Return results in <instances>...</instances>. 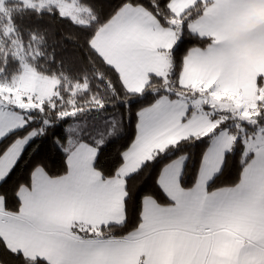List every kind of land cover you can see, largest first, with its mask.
I'll use <instances>...</instances> for the list:
<instances>
[{"label": "snow or ice", "instance_id": "1", "mask_svg": "<svg viewBox=\"0 0 264 264\" xmlns=\"http://www.w3.org/2000/svg\"><path fill=\"white\" fill-rule=\"evenodd\" d=\"M25 2L37 13L58 11L78 26H94L88 45L115 73L110 91L117 94L118 83L126 103L149 92L155 99L137 112L136 137L110 174L97 166L104 139L93 145L69 136L56 141L66 157L62 174L52 175L38 160L11 195L0 191V244L22 264H264V70L245 71L250 58L264 57V16L256 15L264 0H122L103 21L80 0ZM186 36L204 46L191 45L178 61ZM9 44L23 74L0 85V185L6 188L52 126L49 112L64 119L85 111L17 94L38 69L24 62L22 42ZM0 52L6 61L8 52ZM33 111L42 114L38 127ZM205 138L210 142L191 186L188 154L155 176L163 199L130 185V177L170 148ZM238 147V181L216 186ZM232 224L241 227L231 257L222 258L217 241Z\"/></svg>", "mask_w": 264, "mask_h": 264}, {"label": "trees", "instance_id": "2", "mask_svg": "<svg viewBox=\"0 0 264 264\" xmlns=\"http://www.w3.org/2000/svg\"><path fill=\"white\" fill-rule=\"evenodd\" d=\"M1 1L0 49L6 50L8 55L5 61L0 52V81H11L22 71L18 57L12 54L13 46L9 44V40L16 39L26 46L21 53L24 56V62L38 69L39 74L55 77L60 81L54 97L59 109L71 112L73 108H84L85 111L78 113L75 117L70 116L64 119H57L49 112L48 116L52 117L53 121L52 126L47 128L44 136L38 138V144L33 145V150L29 152L24 163L18 165L19 172L12 184L7 188L0 185V191H9L11 195L15 183L21 180L26 181L28 172L38 160L46 163L52 175L62 174L66 170L64 163L66 157L56 141L59 139L66 142L69 136L76 138L79 135L81 140L93 145L98 140L104 139L105 143L100 149L97 166L110 174L122 163L120 154L136 137L137 112L152 103L155 97L149 92L126 103L122 99L123 90L118 83L117 94L114 95L110 91L107 81L116 83L115 73L88 45V41L94 35V26L92 28L78 26L69 18L61 17L58 11L45 10L37 13L22 0ZM139 2L149 4V0H139ZM80 3L92 8L103 21L122 3V0H80ZM161 3H167V0H161ZM9 29L14 31L10 32ZM33 35L36 37L35 40L31 39ZM5 36L7 39L4 38ZM196 43L204 46L203 42L186 36L177 53L178 61L187 48ZM60 97H63L62 101L59 100ZM97 100L105 102L103 109L96 108ZM88 108L91 109L87 110ZM31 116L35 119L33 126L38 127L42 124L41 113L34 111ZM72 127L73 129L69 132ZM226 127L221 125V128ZM110 130H113V134L109 136ZM209 142L210 138L195 142H181L175 148H170L154 163L146 165L139 173L130 177V185H135L137 190L144 189L152 192L163 199L155 186V176L165 163L182 154H188L185 183L191 186L194 182L197 161ZM3 147L4 144L1 142L0 148ZM240 155L238 147L235 154L229 156V162L223 174L215 181L216 186L230 185L238 181L241 170ZM0 261L3 264H22V258L12 255L2 244H0Z\"/></svg>", "mask_w": 264, "mask_h": 264}, {"label": "rangeland", "instance_id": "3", "mask_svg": "<svg viewBox=\"0 0 264 264\" xmlns=\"http://www.w3.org/2000/svg\"><path fill=\"white\" fill-rule=\"evenodd\" d=\"M22 1L25 2V0H22ZM29 2H31V0H29ZM25 4L28 6L26 2ZM1 5H2V1L0 2V6ZM22 74L23 73L21 71V73L11 81H0V85H10L11 86L13 85L14 81ZM59 83L60 81L55 77L44 76L42 74L37 73L35 76H33L30 79V81L26 83L25 86L21 88H17V94L29 93L32 97H35L38 94L40 97H42V99L39 101L40 103H48V102L55 103L54 97L57 94V87ZM32 113H30L29 115L31 116ZM224 126L230 127L229 122L227 124H224ZM72 129L73 127L69 130V132Z\"/></svg>", "mask_w": 264, "mask_h": 264}, {"label": "crops", "instance_id": "4", "mask_svg": "<svg viewBox=\"0 0 264 264\" xmlns=\"http://www.w3.org/2000/svg\"><path fill=\"white\" fill-rule=\"evenodd\" d=\"M257 16H264V9H259L256 12ZM250 69L264 70V57L250 58L248 64L245 66V71ZM235 98V96H233ZM220 115V114H217ZM232 122L229 121L231 126ZM1 143V142H0ZM239 224H232L223 229L222 237L217 241L216 254L222 258L231 257L234 250V238L240 230Z\"/></svg>", "mask_w": 264, "mask_h": 264}]
</instances>
